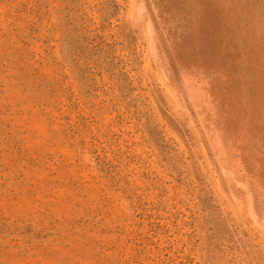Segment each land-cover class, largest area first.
Instances as JSON below:
<instances>
[{
    "label": "rangeland",
    "instance_id": "1",
    "mask_svg": "<svg viewBox=\"0 0 264 264\" xmlns=\"http://www.w3.org/2000/svg\"><path fill=\"white\" fill-rule=\"evenodd\" d=\"M0 264H264V0H0Z\"/></svg>",
    "mask_w": 264,
    "mask_h": 264
}]
</instances>
